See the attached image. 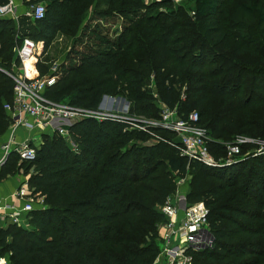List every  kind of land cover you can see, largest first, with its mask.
I'll list each match as a JSON object with an SVG mask.
<instances>
[{"label": "trees", "instance_id": "obj_1", "mask_svg": "<svg viewBox=\"0 0 264 264\" xmlns=\"http://www.w3.org/2000/svg\"><path fill=\"white\" fill-rule=\"evenodd\" d=\"M171 1L22 0L43 4L44 15L0 18V69L18 65L13 49L22 39L41 42L44 52L62 34L72 43L45 89L48 100L93 111L103 96L122 98L129 118L156 119V99L178 117L194 112L215 160L236 136L264 141V0H191L190 9ZM32 64L35 78L49 74L37 58ZM12 86L0 72V126ZM149 133L160 139L149 143ZM171 135L83 119L67 139L43 133L32 160L10 152L0 181L21 171L40 208L28 214V228L0 223V257L152 264L165 221L159 208L187 174L185 200L204 204L213 239L210 248L187 251L192 264H264V154L207 168L180 156Z\"/></svg>", "mask_w": 264, "mask_h": 264}, {"label": "built area", "instance_id": "obj_2", "mask_svg": "<svg viewBox=\"0 0 264 264\" xmlns=\"http://www.w3.org/2000/svg\"><path fill=\"white\" fill-rule=\"evenodd\" d=\"M43 15L44 5L41 3L28 5L23 13H19V6L15 0H6L0 5V18H9L14 22L20 16L35 22L41 20ZM42 48L41 42L24 38L18 47L13 49L14 59L17 60L18 65H12L9 71L0 69V72L13 83L11 102L2 104L9 131L6 143L0 147V167L10 152L15 153L23 161L32 160L43 133L55 134L67 139L70 126L83 119L96 122H126L128 129L132 130L156 128L174 133L177 136L176 140H169V144L177 149L179 155L188 163H199L207 168L229 167L243 161L249 155H257L259 151L242 153V148L258 142L246 136H238L225 146L223 157L215 160L208 151V138L198 124V115L194 112L186 117H178L174 109L167 110L163 107L157 121L141 124L137 118H129L123 114L119 116L103 109L91 111L52 102L44 97V92L55 82L56 67H51L47 76L34 77L32 63L40 56ZM25 64H28L29 68H26ZM19 131L22 137L16 138L15 141V135ZM34 135H38V141L32 137ZM149 136L155 142L160 139L152 133H149ZM260 148L262 149V145ZM71 150H74L72 145ZM19 173L22 178L16 183L14 190L5 199L0 198V223L25 228L29 220L28 214L39 209L40 206L34 204L39 202L33 201L27 186V176H23L21 171ZM187 178L186 174L176 181L180 186H184ZM159 212L165 221L157 229V241L164 242L165 246L161 253L158 252L152 264H191L192 258L187 251H199L211 247L213 239L207 222L208 211L201 201L185 204V197L175 191L174 195L162 204ZM0 264H9L7 256L0 257Z\"/></svg>", "mask_w": 264, "mask_h": 264}, {"label": "rangeland", "instance_id": "obj_3", "mask_svg": "<svg viewBox=\"0 0 264 264\" xmlns=\"http://www.w3.org/2000/svg\"><path fill=\"white\" fill-rule=\"evenodd\" d=\"M142 1H143V4L144 5H149L152 2L158 1V0H142ZM184 1H187V3H189L188 5L185 6L186 9H188V8L190 9L191 6L193 7V3L191 2V0H176V1H173L172 0L171 3H172V6L174 7V6L182 5V3ZM23 9H24L23 7H21V8L19 7V13H22V10ZM192 10H193V8H192ZM158 11H163L164 12V11H167V9L160 8V9H158ZM153 12H155V11H153ZM111 30H113V29H111ZM111 30H110V32H111ZM110 32H109V34H110ZM71 43H72V38L66 37V36H64L62 34H56L54 36V38L51 40V43H50L49 47L44 52H43V48H42V52H41L40 56L37 59L39 61L43 62V64L46 65V67L48 68V70H50V68L53 67V66H55L56 67V70H57L59 64L65 60V57H66L67 52H68V50H69V48L71 46ZM151 86L153 87V82L152 81H149L147 83V88H151ZM112 99H113L112 103H109L108 104V102H106V103H104L101 106V108L103 110L107 111L108 113H115V114H118L119 116H121L123 114L124 116H126L127 115V106L128 105L125 102V100H123L122 98H116V97L115 98H112ZM153 103L158 107V117L156 119H146V118H142V117H137V119L141 122V124H143L144 122L145 123L146 122H155V121H157L159 119V115H160L162 109H164L163 107H165V106H163L161 103H159L157 101V99L154 100ZM61 104L62 105H67V103H61ZM165 108L167 110H171V109H169L167 107H165ZM98 109L100 110L99 105H98V107H97L96 110H98ZM175 114L177 116L176 110H175ZM20 134H21L20 131L17 132V134L15 135V141H16V138L18 136H20ZM171 134L172 135L170 136V140L171 139H175L176 140V137H177L176 134H174V133H171ZM21 137L22 136H20V138ZM32 137H34L35 140L38 141V138H39L38 135H34ZM7 138H8V135H7V126H5L4 124H2L0 126V143L3 141L2 143L5 144ZM25 138H28V137L25 136ZM248 138H250V137H248ZM251 139L257 141L259 144L257 143V144L249 145V146L243 148L242 149V153L243 152L244 153L245 152L246 153L247 152L248 153H252L254 150H259L258 153H257V155L264 154V141L258 140V139H254V138H251ZM148 142L149 143H152V142H155V141L148 140ZM261 145H262V149L260 148ZM10 178H12V179L15 178V181L18 182L22 178V176H21L20 173H15ZM177 180H179V179H177ZM189 180H190V177H188L185 180V182H188ZM209 181L210 180H207L206 182H209ZM174 182H175V191H176V193L182 194L185 197V194H187V192L189 191V188L188 187H185V186H180L179 183H177L178 181H176V180H174ZM212 182H215V181H212ZM177 186H180V188L176 189ZM226 194H224V196H227ZM173 195H174V193H173ZM169 197H172V195L169 196ZM195 201H198V200H189V201H186L185 200V204H191V203H194ZM34 204L38 205V207H39V204L37 202L34 203ZM26 227L28 228V225H26L25 228ZM163 243H161V241H159L157 243L158 252H160V253H161V250H163V248L165 246V244H163ZM191 264H192V262H191Z\"/></svg>", "mask_w": 264, "mask_h": 264}, {"label": "crops", "instance_id": "obj_4", "mask_svg": "<svg viewBox=\"0 0 264 264\" xmlns=\"http://www.w3.org/2000/svg\"><path fill=\"white\" fill-rule=\"evenodd\" d=\"M15 2L20 8L21 7L24 8L22 10L23 13L26 10V7L22 5V0H15ZM4 117H6L4 125L7 126V135H8L9 126H8V120L6 114H4ZM20 136L22 135L20 134ZM20 136H18L17 139H21ZM2 142L0 143V147L3 145ZM16 183L17 182L15 181V178L12 179L10 177H7L5 180L0 181V198L5 199L14 190V188L16 187Z\"/></svg>", "mask_w": 264, "mask_h": 264}, {"label": "water", "instance_id": "obj_5", "mask_svg": "<svg viewBox=\"0 0 264 264\" xmlns=\"http://www.w3.org/2000/svg\"><path fill=\"white\" fill-rule=\"evenodd\" d=\"M112 101H113V99H112L111 97L103 96V97L101 98L100 102H99V107H100V109H102L101 106H102L104 103L108 102V104H109V103H112Z\"/></svg>", "mask_w": 264, "mask_h": 264}, {"label": "bare ground", "instance_id": "obj_6", "mask_svg": "<svg viewBox=\"0 0 264 264\" xmlns=\"http://www.w3.org/2000/svg\"><path fill=\"white\" fill-rule=\"evenodd\" d=\"M28 66H29L28 64H25V67H26V68H29Z\"/></svg>", "mask_w": 264, "mask_h": 264}]
</instances>
